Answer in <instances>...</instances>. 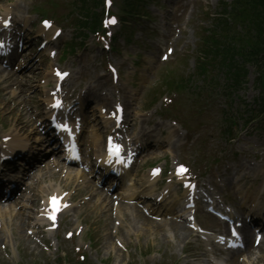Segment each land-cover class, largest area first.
<instances>
[{
	"label": "rangeland",
	"instance_id": "obj_1",
	"mask_svg": "<svg viewBox=\"0 0 264 264\" xmlns=\"http://www.w3.org/2000/svg\"><path fill=\"white\" fill-rule=\"evenodd\" d=\"M71 1L72 0H53L52 2V4L59 6L57 9L62 15L61 20L68 26L70 25V20L67 18V15L71 14V16L74 17V14L71 12ZM79 1L80 0H78V2ZM14 2L21 5L20 11L23 13L37 10L45 16L53 15L49 11L51 8V5L49 4L50 0H0V10L7 7L9 8ZM194 3L197 8L199 1H195ZM210 4L212 5V3ZM96 6H93V8ZM115 6H119V1H115ZM65 16L67 17L64 18ZM198 19L199 13L195 12L194 16L192 14V21H194V23L192 24L191 21L187 24L190 34L194 35L196 38H198L197 35L200 29V21ZM187 20L188 16L186 17V21ZM185 50V62H178L177 66L175 64H170L167 67H161L157 71L156 76L153 77V83L150 86L152 88L147 91L151 98L156 97L157 99L161 100V98L168 93V85L165 81L169 79L172 74L182 76L179 80L181 82L177 87L180 86L181 88H188L189 91L193 90L195 85L194 82L190 81L189 84L184 82L186 78L189 80V76L186 73L190 71L192 72L195 63L194 57L196 53L194 52L191 54L193 45L190 41H187ZM178 59H180V57ZM221 78L223 80V76H221ZM191 79L192 78L190 77V80ZM249 80L253 81L254 79L253 77L249 76ZM173 85L174 84H171V86ZM200 85L201 84H197L196 87H199ZM253 89L255 90V88ZM178 94L179 95L177 96L176 100L172 102V104L174 106L176 105L178 108H181L182 110H178L177 114L188 120L192 108V105L189 103V95L182 90H180ZM252 95L255 96L257 93L253 92L252 90H247L239 93L238 96L244 98L247 101ZM14 98L17 100L18 98L20 99V96H15ZM149 99H147L145 108L149 106ZM157 99L154 102H157ZM142 102L137 105V110H139L140 113L143 109ZM21 113L22 112H20L17 107L14 108L13 112L7 111V106H5L3 103V98L0 94V123L3 124L6 129L11 128V126H6L9 125L8 119H12L13 122H19L20 120L22 123ZM2 117L4 118L3 120ZM19 133L23 134L24 130H20ZM92 201L95 200L92 199ZM98 206V203L97 205H93L92 202H90L81 211H79L80 207H78L79 209L76 211V214L70 216L69 218L72 227H74L75 224L79 223L80 221L83 222V232H85V234L82 233L83 236L81 235V241L73 243L75 247L79 248V251H74L72 247L68 246H60L56 251H53V249L47 251L43 247H39V244H36L34 241H32L26 235V230H24L23 227L21 228V234L16 235L18 240L11 238V233L9 234L6 229H2L0 231V238L3 242V246H6L5 252L7 253L4 254V252H0V264H75L76 262H79L78 257L73 256L75 252L83 254L85 256L84 261H86L87 264H162L163 261H166V264H169L171 260L179 256L180 259L183 260V256L179 254L181 251V244L176 240V238L169 233H164L156 228L154 229V227H152L147 222L148 220H146L135 209L133 210V215H131V218L129 215H125L124 217L116 216L121 224L119 231H115L116 226L114 225L111 235H106V228L107 226L111 225L110 220L112 221L113 218L111 217L109 211H105L103 209L102 211L105 213V215H103L102 219L100 220V217L96 214V211H99ZM23 212L24 214H27V212ZM106 215L110 219H107L105 217ZM9 222L10 220H5L3 223H7L9 225ZM146 226H149L150 229H148ZM3 235L8 237V241ZM116 238H118L120 241H123L121 245L125 247V250H123L120 245L117 244L118 242L115 240ZM82 242H84V244L89 247V253H85L86 248L82 247ZM114 246L115 248H113ZM189 249L193 254V249ZM58 253H64L66 255L62 256L60 259H57ZM252 256L253 259L258 257V259L261 260L258 261V264H264V253H258ZM198 263L202 264L199 261Z\"/></svg>",
	"mask_w": 264,
	"mask_h": 264
},
{
	"label": "snow or ice",
	"instance_id": "obj_2",
	"mask_svg": "<svg viewBox=\"0 0 264 264\" xmlns=\"http://www.w3.org/2000/svg\"><path fill=\"white\" fill-rule=\"evenodd\" d=\"M112 22L115 23V20H113ZM8 23H9V21H5V26H7ZM45 23H46V26H48L47 22H45ZM57 106H58V104H57ZM117 152H118V150H117ZM181 171H185V169L182 168Z\"/></svg>",
	"mask_w": 264,
	"mask_h": 264
},
{
	"label": "trees",
	"instance_id": "obj_3",
	"mask_svg": "<svg viewBox=\"0 0 264 264\" xmlns=\"http://www.w3.org/2000/svg\"><path fill=\"white\" fill-rule=\"evenodd\" d=\"M262 1H263V3H264V0H262ZM256 48H257V44H255V46L253 47V49H252V50H253V52H256V51H257V49H256Z\"/></svg>",
	"mask_w": 264,
	"mask_h": 264
},
{
	"label": "bare ground",
	"instance_id": "obj_4",
	"mask_svg": "<svg viewBox=\"0 0 264 264\" xmlns=\"http://www.w3.org/2000/svg\"><path fill=\"white\" fill-rule=\"evenodd\" d=\"M16 122H18V121H16ZM126 174H127V172H125V174H123V176H121V178H123Z\"/></svg>",
	"mask_w": 264,
	"mask_h": 264
}]
</instances>
